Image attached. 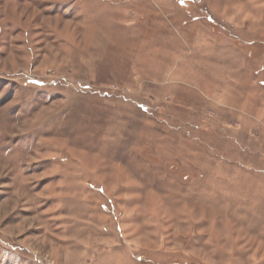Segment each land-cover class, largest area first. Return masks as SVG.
Wrapping results in <instances>:
<instances>
[{"label":"rangeland","instance_id":"rangeland-1","mask_svg":"<svg viewBox=\"0 0 264 264\" xmlns=\"http://www.w3.org/2000/svg\"><path fill=\"white\" fill-rule=\"evenodd\" d=\"M0 264H264V0H0Z\"/></svg>","mask_w":264,"mask_h":264}]
</instances>
